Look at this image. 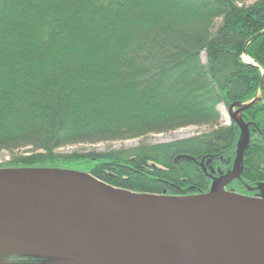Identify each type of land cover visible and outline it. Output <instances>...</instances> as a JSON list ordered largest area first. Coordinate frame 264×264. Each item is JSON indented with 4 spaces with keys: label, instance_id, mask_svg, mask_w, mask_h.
<instances>
[{
    "label": "trees",
    "instance_id": "1",
    "mask_svg": "<svg viewBox=\"0 0 264 264\" xmlns=\"http://www.w3.org/2000/svg\"><path fill=\"white\" fill-rule=\"evenodd\" d=\"M221 106L241 111L250 136L241 176L224 190L263 198L264 0H0V151H25L0 169L73 171L143 195L207 194L244 141L238 123L221 125ZM200 125L213 129L58 152Z\"/></svg>",
    "mask_w": 264,
    "mask_h": 264
},
{
    "label": "water",
    "instance_id": "2",
    "mask_svg": "<svg viewBox=\"0 0 264 264\" xmlns=\"http://www.w3.org/2000/svg\"><path fill=\"white\" fill-rule=\"evenodd\" d=\"M233 121L244 141L207 194L143 195L73 171L0 169V244L41 264H264V197L224 190L241 176L250 139Z\"/></svg>",
    "mask_w": 264,
    "mask_h": 264
},
{
    "label": "rangeland",
    "instance_id": "3",
    "mask_svg": "<svg viewBox=\"0 0 264 264\" xmlns=\"http://www.w3.org/2000/svg\"><path fill=\"white\" fill-rule=\"evenodd\" d=\"M250 2L249 4H251ZM219 22V21H218ZM202 60L206 62V55H202ZM222 118H221V125L222 126H230L232 123V120L238 119L241 120V112L237 110L236 108H233L232 110H227L224 106H221L220 108ZM213 127L211 125H200V126H191L183 129H179L173 132L165 133V134H153L149 135L147 137L135 139V140H127V141H116L111 143H100L95 145L90 144H83V145H75L70 146L64 149H61L58 151L62 154H70L74 151L78 152H86V151H110V150H121V149H130V148H136L141 145H159V144H167L172 143L175 141L185 140L189 138H193L199 135H204L206 133L211 132ZM162 136V137H158ZM22 153H25L24 150L18 151L15 153H10L7 151H0V166H6L10 161H12L14 156H19ZM13 254L9 255L6 254L1 257V264H4L6 261V257H10ZM15 256V255H13ZM19 260H21V263L17 264H40L44 263V259H40L38 256H31V255H21L19 256Z\"/></svg>",
    "mask_w": 264,
    "mask_h": 264
},
{
    "label": "bare ground",
    "instance_id": "4",
    "mask_svg": "<svg viewBox=\"0 0 264 264\" xmlns=\"http://www.w3.org/2000/svg\"><path fill=\"white\" fill-rule=\"evenodd\" d=\"M158 137H162V136H158ZM14 253H26V251H24L22 249H18V248H13L11 246H7L4 244H0V264H1V257L2 256L6 255V254L11 255Z\"/></svg>",
    "mask_w": 264,
    "mask_h": 264
}]
</instances>
